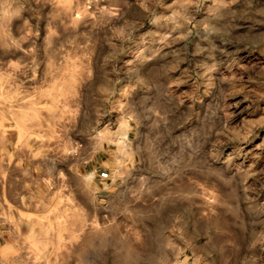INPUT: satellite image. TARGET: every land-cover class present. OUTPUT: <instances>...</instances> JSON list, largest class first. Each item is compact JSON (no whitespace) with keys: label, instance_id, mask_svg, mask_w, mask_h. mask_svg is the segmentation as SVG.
<instances>
[{"label":"rangeland","instance_id":"rangeland-1","mask_svg":"<svg viewBox=\"0 0 264 264\" xmlns=\"http://www.w3.org/2000/svg\"><path fill=\"white\" fill-rule=\"evenodd\" d=\"M0 223L27 264H264V0H0Z\"/></svg>","mask_w":264,"mask_h":264},{"label":"crops","instance_id":"crops-1","mask_svg":"<svg viewBox=\"0 0 264 264\" xmlns=\"http://www.w3.org/2000/svg\"><path fill=\"white\" fill-rule=\"evenodd\" d=\"M7 230L0 223V264H27L25 260H20L15 252L17 247L6 240Z\"/></svg>","mask_w":264,"mask_h":264}]
</instances>
